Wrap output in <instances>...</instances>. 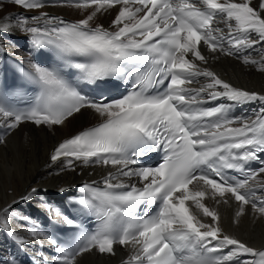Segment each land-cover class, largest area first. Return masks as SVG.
<instances>
[{"label":"snow or ice","instance_id":"snow-or-ice-1","mask_svg":"<svg viewBox=\"0 0 264 264\" xmlns=\"http://www.w3.org/2000/svg\"><path fill=\"white\" fill-rule=\"evenodd\" d=\"M8 2L38 14L2 17L0 33L15 27L33 49H48L55 60H30L19 69L36 89L27 106L0 92V127L10 132L31 122L52 129L91 110L97 122L60 141L49 166L62 161L61 172L109 169L100 181L81 185L72 200L94 217L93 229L57 208L63 224L78 229L68 240L30 230L55 249L43 264H79L94 251L115 255L116 245L130 250L121 264H264V248L226 234L219 211L235 203L234 223L249 207L254 220L264 219V106L251 116L231 112L264 105V94L221 79L201 50L206 46L213 59L234 56L264 72V55L250 54L264 43V0H56L53 6L90 10L72 22L42 11L46 0ZM114 9L108 27L95 23ZM121 82L130 86L125 93L105 95ZM82 83L99 89L98 98ZM149 155L159 162L142 163ZM42 206L53 210L47 202ZM7 211L0 210V230L9 227Z\"/></svg>","mask_w":264,"mask_h":264},{"label":"bare ground","instance_id":"bare-ground-1","mask_svg":"<svg viewBox=\"0 0 264 264\" xmlns=\"http://www.w3.org/2000/svg\"><path fill=\"white\" fill-rule=\"evenodd\" d=\"M48 5L42 11L50 16H66L71 19H80L87 11L67 6ZM118 9L112 10L110 14L98 15L95 23L108 27ZM17 14L26 16L37 15L38 11H25L23 8L15 6L8 0H0V18L9 17L10 20ZM19 36H24L15 27L11 31L0 33V44L8 45L11 50L18 52ZM258 39V38H257ZM264 43L261 44V50ZM202 54L208 57L206 65L221 79L253 91L264 93V72L258 71L256 65H245L241 59H234L229 56L218 55V59H213L208 50L202 49ZM258 51L251 56L259 59L264 55V51ZM97 122L91 110H83L69 118L63 126H55L52 129L46 126H36L25 122L17 129L10 132L4 138L5 143L0 144V210L7 209V215L11 217L9 227L0 230V264H11L10 251L16 246H28L35 248L42 242V238H34L30 235V230L37 228L34 220L36 210L28 208V202L33 205L42 206L43 202L55 197L54 192L61 188H70L79 181L94 179L107 174L108 168L99 165L88 167H77L75 171H60L63 166L62 161L53 166L50 165V153L54 146L62 139L70 136L78 130ZM36 189L33 193L32 190ZM29 197L28 199H24ZM208 206L216 207L212 200L207 201ZM51 205V204H50ZM221 227L224 232L233 235L247 242L251 246H264V219H255L250 207L246 215L240 218L238 223L233 222L235 203L232 207L221 205ZM24 217L28 219L25 220ZM22 237L25 241L18 244L12 238L13 235ZM130 250L128 248L115 246V255L100 254L90 252L79 258V264H121L127 258Z\"/></svg>","mask_w":264,"mask_h":264}]
</instances>
